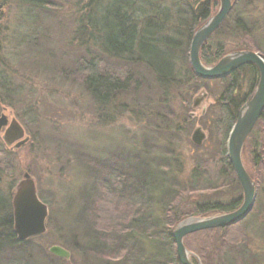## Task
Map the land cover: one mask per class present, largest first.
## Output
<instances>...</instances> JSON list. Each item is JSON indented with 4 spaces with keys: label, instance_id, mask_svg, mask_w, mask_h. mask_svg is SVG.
I'll return each instance as SVG.
<instances>
[{
    "label": "rangeland",
    "instance_id": "374dc122",
    "mask_svg": "<svg viewBox=\"0 0 264 264\" xmlns=\"http://www.w3.org/2000/svg\"><path fill=\"white\" fill-rule=\"evenodd\" d=\"M231 1L234 6L223 28L203 46L202 54L209 63L201 62L206 66L216 64L213 56L230 51H251L264 59V0ZM86 2L0 0V68L9 74L15 88L0 92V115L17 123L23 138L28 139L13 149L14 143L7 146L2 140L6 128L0 132V158L4 164L10 160L9 165H0V194L11 195L12 201L17 184L27 173L39 199L48 207L45 233L28 239H33L28 244L33 252L29 264H41L40 260L47 264H125L123 253L108 252L109 249H103V254L95 252L73 236V221L79 218L76 206L83 191L93 185L90 172L104 176L107 168L116 167L114 162L124 164L126 158L141 163L139 171L147 177L154 173L162 179L159 168L168 169L175 176L176 193L157 213L166 218L183 212L192 215L206 208L208 202L226 204L238 200L239 205L242 197L234 173L218 154L221 150L226 153L230 130L224 134L218 125L223 117L221 101L231 96L227 91L229 81H192L188 76L189 70L194 74L188 62V42L175 61L176 69L183 75L179 85L159 88L154 85L152 72L143 67L145 83L122 98L126 112L96 110L82 83L69 75L77 11ZM207 4L212 16L218 0H207ZM205 21L198 23L196 29ZM35 40H39L36 45ZM62 69L68 74L67 79L60 77ZM237 76L239 95H244L258 80L257 71H239ZM201 96H205L203 102L193 107L194 100ZM196 128L205 134L201 147L191 142ZM241 155L243 166L256 185L253 209L231 227L186 236L183 243L195 264H264V118L260 117L249 134ZM170 178L165 175L164 179ZM106 198L110 200L107 195ZM86 211L90 217L94 214V209L92 213ZM219 214L212 212L202 218ZM95 230L101 233L99 228ZM51 246L67 250L69 259L52 256L48 252ZM226 250L228 259L222 263ZM21 264H25L24 259Z\"/></svg>",
    "mask_w": 264,
    "mask_h": 264
},
{
    "label": "trees",
    "instance_id": "16d2710c",
    "mask_svg": "<svg viewBox=\"0 0 264 264\" xmlns=\"http://www.w3.org/2000/svg\"><path fill=\"white\" fill-rule=\"evenodd\" d=\"M211 12L207 0H87L82 10L77 11V27L73 32L75 45L71 44L73 50L70 54L74 58L69 63V75L82 83L96 110L105 112L109 108L114 109L115 113L126 112L127 105L122 98L145 83L141 72L143 67L152 72L154 85L159 88L182 82L183 75L176 69L175 61L183 51L181 47L190 43L197 24L207 20ZM224 22L211 37L223 28ZM37 43L39 40L33 44ZM203 46L200 59L203 63H209L202 54ZM232 52L235 51L229 53ZM224 54L213 56V62ZM239 71L254 74L255 68L245 65L236 73ZM59 75L64 79L68 77L63 69ZM194 75L189 70L188 76L192 81L203 80ZM8 77L9 74L1 72L0 68V92L8 88L15 90ZM221 104L223 117L218 125L225 134L236 119L238 105L236 102L230 103L229 99L221 101ZM261 118H264V113ZM218 154L224 158L225 165L232 173L225 151L221 150ZM9 161L3 165H9ZM126 161L124 164L114 162L116 167L107 168L108 174L104 176L97 177L90 172L93 185L83 191L81 205L76 206L79 218L75 217L78 223L75 219L73 221L76 228L73 236L80 238L95 252L103 254V249L121 252L125 264H178L176 254L171 250V233L177 223L188 217H202L212 212L227 213L238 206V200L226 204L208 202L206 208L192 215L186 212L177 213L171 218L158 215L160 207L167 205L164 202L176 193L175 176L168 169L159 168L157 170L162 179L154 173L147 177V174L139 171L141 163L127 158ZM165 175L171 178L166 180ZM102 188L108 192L102 193ZM86 209L91 213L94 209V214L90 217ZM11 210V195L3 197L0 194V213L7 212L4 216L0 214V262L21 264L24 259L25 264H29L33 260V252L28 244L33 239L25 242L16 240ZM99 217L101 219L98 220ZM101 225L105 228L102 231ZM96 227L101 233L95 230ZM99 247L103 248L99 250ZM228 254L227 250L223 253L225 258L220 259L222 263L228 259Z\"/></svg>",
    "mask_w": 264,
    "mask_h": 264
},
{
    "label": "water",
    "instance_id": "95a60500",
    "mask_svg": "<svg viewBox=\"0 0 264 264\" xmlns=\"http://www.w3.org/2000/svg\"><path fill=\"white\" fill-rule=\"evenodd\" d=\"M231 0H218L215 14L210 16L204 24L192 34L188 48V62L193 73L203 80H218L231 74L235 70L253 65L258 72V82L251 99L241 108L235 122L231 126L226 141V156L242 191L240 205L231 212L211 217H190L176 225L171 233L175 245V254L178 264H195L190 260V253L184 246V238L200 231L231 227L243 220L253 209L257 197L255 182L251 179L242 163V148L256 122L264 111V60L257 53L239 51L225 55L214 66H205L199 57L203 44L220 27L232 10ZM205 96L196 98L193 107L203 102ZM6 128V129H5ZM5 129L3 142L13 149L26 144L28 139L14 121L9 122L4 114L0 115V132ZM205 134L196 128L191 134V142L201 147ZM12 229L18 242L40 236L45 233V221L48 207L38 197L34 182L27 173L17 184L12 195ZM48 252L60 259H69L70 254L60 246H51Z\"/></svg>",
    "mask_w": 264,
    "mask_h": 264
},
{
    "label": "flooded vegetation",
    "instance_id": "af4514ba",
    "mask_svg": "<svg viewBox=\"0 0 264 264\" xmlns=\"http://www.w3.org/2000/svg\"><path fill=\"white\" fill-rule=\"evenodd\" d=\"M226 54H224L223 56H221L219 59H221L222 57H224ZM218 59V60H219ZM217 60V61H218ZM255 68V67H254ZM240 69V68H239ZM239 69H237V70H239ZM237 70H235L234 72H232L231 74H229V75H227V76H225V77H223L221 80H226L227 79V81H229V86H228V92L230 93V91H231V89H232V94H231V96H229L228 97V99H229V101H230V103H233V102H236L237 103V105H238V111H237V113H236V115L238 116V113H239V111L241 110V108L251 99V97L253 96V94H254V91H255V89H256V86H257V82H258V80H257V82H256V84L254 85V84H252L251 86H250V88H249V90L248 91H246V93L244 94V95H239V89H238V73H236L237 72ZM257 71V69L255 68V72ZM257 74H258V72H257ZM252 79H253V76H252ZM218 80H220V79H218ZM253 82H255V80L253 81ZM241 98V99H240ZM205 99V98H204ZM202 103V102H201ZM233 105V104H232ZM236 116V117H237ZM235 122V121H234ZM256 123H258V121L256 122ZM233 125V124H232ZM256 125V124H255ZM231 128V127H230ZM239 205H240V203H239ZM238 205V206H239ZM237 206V207H238ZM235 210V209H234Z\"/></svg>",
    "mask_w": 264,
    "mask_h": 264
}]
</instances>
